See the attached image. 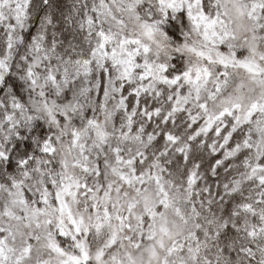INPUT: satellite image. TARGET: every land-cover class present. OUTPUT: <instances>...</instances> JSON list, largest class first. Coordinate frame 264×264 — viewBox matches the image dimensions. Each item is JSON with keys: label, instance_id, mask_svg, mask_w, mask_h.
<instances>
[{"label": "snow or ice", "instance_id": "1", "mask_svg": "<svg viewBox=\"0 0 264 264\" xmlns=\"http://www.w3.org/2000/svg\"><path fill=\"white\" fill-rule=\"evenodd\" d=\"M0 264H264V0H0Z\"/></svg>", "mask_w": 264, "mask_h": 264}]
</instances>
